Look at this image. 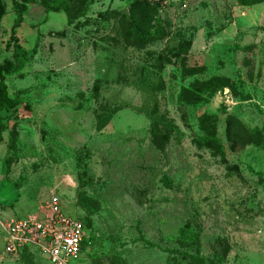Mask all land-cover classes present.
<instances>
[{
	"label": "rangeland",
	"instance_id": "obj_1",
	"mask_svg": "<svg viewBox=\"0 0 264 264\" xmlns=\"http://www.w3.org/2000/svg\"><path fill=\"white\" fill-rule=\"evenodd\" d=\"M24 1L0 0V63ZM16 35L0 249L2 222L57 202L87 226L72 264H264V2L93 0L73 24L32 2ZM212 78L231 85L203 94ZM206 115L225 161L195 143ZM0 264L50 263L32 246Z\"/></svg>",
	"mask_w": 264,
	"mask_h": 264
},
{
	"label": "built area",
	"instance_id": "obj_2",
	"mask_svg": "<svg viewBox=\"0 0 264 264\" xmlns=\"http://www.w3.org/2000/svg\"><path fill=\"white\" fill-rule=\"evenodd\" d=\"M42 208L27 217L2 222L5 248L0 249V259L24 254L26 249L35 246L50 264L81 260L86 241L84 221L66 215L57 202Z\"/></svg>",
	"mask_w": 264,
	"mask_h": 264
},
{
	"label": "trees",
	"instance_id": "obj_3",
	"mask_svg": "<svg viewBox=\"0 0 264 264\" xmlns=\"http://www.w3.org/2000/svg\"><path fill=\"white\" fill-rule=\"evenodd\" d=\"M24 2L25 6H20L21 8H19L17 3L15 4L18 8L15 9L16 18L11 30V57L6 58L0 63V111H6L10 114L14 113L19 102L18 100L13 99L9 94L8 86L6 84V74L21 72L30 60L27 50L23 47L16 35V29L19 28L23 22V14L25 12L26 4L36 2L44 7L46 12H64L70 24H73L81 17L86 16L89 8L93 4V0H25ZM259 2H264V0H238L240 5H253ZM3 15L4 13L1 14V16ZM230 85V82L218 78H212L204 82L200 89H202L203 94H212L220 88ZM188 93L189 90L183 87L179 94V103L183 104L186 101ZM195 97L196 98H194L193 101L188 100V103L201 102L204 100V96L197 95ZM201 124L203 133L196 138V145L200 148H208L212 150L216 156H220L221 159L225 161V148L222 140L217 135L212 119L206 115L203 117ZM6 128V124L0 120V143L3 141V134L7 130ZM27 251L28 249L25 250V253Z\"/></svg>",
	"mask_w": 264,
	"mask_h": 264
},
{
	"label": "crops",
	"instance_id": "obj_4",
	"mask_svg": "<svg viewBox=\"0 0 264 264\" xmlns=\"http://www.w3.org/2000/svg\"><path fill=\"white\" fill-rule=\"evenodd\" d=\"M4 143V136H3V141L0 143V145H2ZM84 247V246H83ZM83 252V251H82Z\"/></svg>",
	"mask_w": 264,
	"mask_h": 264
}]
</instances>
